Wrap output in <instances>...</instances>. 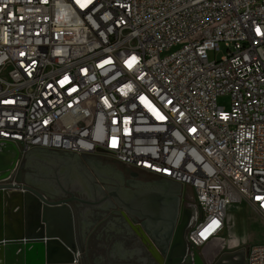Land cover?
Masks as SVG:
<instances>
[{
	"label": "built area",
	"instance_id": "1",
	"mask_svg": "<svg viewBox=\"0 0 264 264\" xmlns=\"http://www.w3.org/2000/svg\"><path fill=\"white\" fill-rule=\"evenodd\" d=\"M6 140L179 183L195 249L233 204L264 218V0H0Z\"/></svg>",
	"mask_w": 264,
	"mask_h": 264
},
{
	"label": "flooded vegetation",
	"instance_id": "2",
	"mask_svg": "<svg viewBox=\"0 0 264 264\" xmlns=\"http://www.w3.org/2000/svg\"><path fill=\"white\" fill-rule=\"evenodd\" d=\"M17 175L47 199H71L75 264H161L174 234L184 227L187 240L197 216L196 208L184 205L178 183L150 179L106 156L36 148Z\"/></svg>",
	"mask_w": 264,
	"mask_h": 264
},
{
	"label": "water",
	"instance_id": "3",
	"mask_svg": "<svg viewBox=\"0 0 264 264\" xmlns=\"http://www.w3.org/2000/svg\"><path fill=\"white\" fill-rule=\"evenodd\" d=\"M33 149L22 155L12 141H0V264H75L79 249L71 199H47L15 176L21 160ZM152 248L158 259L157 247ZM163 255L161 264H207L187 243L184 227ZM245 256L244 248L225 251L214 264H245Z\"/></svg>",
	"mask_w": 264,
	"mask_h": 264
},
{
	"label": "rangeland",
	"instance_id": "4",
	"mask_svg": "<svg viewBox=\"0 0 264 264\" xmlns=\"http://www.w3.org/2000/svg\"><path fill=\"white\" fill-rule=\"evenodd\" d=\"M223 53V50L219 51L217 57L219 58ZM209 56L213 59L215 57L214 52H210ZM218 102L226 108L230 107L229 96L219 97ZM189 195H193L191 190ZM229 240L232 241L228 242ZM221 241L226 243V247L219 252L216 246L217 242ZM262 243H264V218L248 204H233L229 208L224 231L217 238L209 242V259L212 256L209 264H212V261L223 251L240 249L244 245L250 246ZM210 252L215 253L211 254Z\"/></svg>",
	"mask_w": 264,
	"mask_h": 264
},
{
	"label": "crops",
	"instance_id": "5",
	"mask_svg": "<svg viewBox=\"0 0 264 264\" xmlns=\"http://www.w3.org/2000/svg\"><path fill=\"white\" fill-rule=\"evenodd\" d=\"M122 164V163H121ZM134 170V169H132ZM139 172V171H138ZM141 174L145 175L146 177L150 178V179H154V178H157L156 176L154 175H151V174H147V173H144V172H140ZM181 189H182V186H181ZM232 240H229L228 242H231ZM233 242H235L233 240ZM226 247V243L221 241V242H217V246L216 248L219 249V252L221 250H223L224 248ZM197 251L202 255L203 259L206 261L207 264H209V260L212 259V256H210V259H209V243H207L205 246L201 247V248H197ZM228 251V250H226ZM229 251H232V250H229ZM225 252V251H223ZM222 252V253H223ZM211 253V252H210ZM215 252H212L211 254H213ZM218 253V252H217ZM220 253V254H222ZM219 254V255H220Z\"/></svg>",
	"mask_w": 264,
	"mask_h": 264
}]
</instances>
